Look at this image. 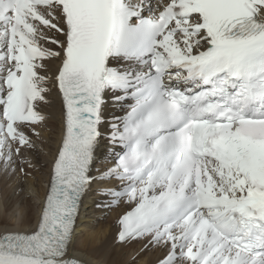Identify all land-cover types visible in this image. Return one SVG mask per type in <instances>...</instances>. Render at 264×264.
<instances>
[{
    "label": "snow or ice",
    "instance_id": "obj_1",
    "mask_svg": "<svg viewBox=\"0 0 264 264\" xmlns=\"http://www.w3.org/2000/svg\"><path fill=\"white\" fill-rule=\"evenodd\" d=\"M50 83L62 147L35 230L0 225V264H87L69 250L103 123L120 151L99 194L131 206L119 242L164 249L158 264H264V0H0L5 171Z\"/></svg>",
    "mask_w": 264,
    "mask_h": 264
},
{
    "label": "bare ground",
    "instance_id": "obj_2",
    "mask_svg": "<svg viewBox=\"0 0 264 264\" xmlns=\"http://www.w3.org/2000/svg\"><path fill=\"white\" fill-rule=\"evenodd\" d=\"M60 38L62 39V37ZM45 46L51 47V45ZM59 63L58 59L47 62L50 76L55 73ZM49 88L51 90L46 94L47 102L40 105V111L46 119L36 128L39 135L33 134L27 128L24 129L25 133L30 136L34 147L23 149L18 157H14V163L7 171L4 170L3 166H0V225L24 232H29L35 228L39 207L50 183L52 166L59 145L63 141L62 136L65 130L62 95L54 84L50 83ZM105 99L103 116L107 121L114 113L121 114L122 112L119 110V105L113 104L110 94H106ZM108 130V123H103L100 126V131L104 134V137L99 141L94 158V160L103 158V164H106V166L103 168H98L96 164L91 166L90 174L95 178L91 185H95L92 188L94 187L97 191L98 188L102 189L103 186L106 188L115 187L112 181L104 184L99 182V173L106 171L108 165L110 168L112 166L111 159L114 150L106 138ZM37 146H40L41 149L37 150ZM43 162L45 163L44 166H40ZM28 165L31 166L28 167ZM22 166L26 171L24 175L19 172ZM29 168L34 169L30 170ZM29 174L35 179L26 176ZM29 190L33 192L34 197L27 199L24 193ZM92 194L90 186L81 199L80 206L82 207L81 210L79 209L80 217L76 218L73 241L69 250L70 255L86 261L87 264H158V261L165 254L164 249L152 246L145 248V240H131L121 243L117 239L118 221L130 205L120 203L119 205L109 206L112 200L111 196L102 197L100 195V199H94ZM32 199L34 200L33 205L30 204ZM85 204H89V209L86 210L89 213L88 219L90 214L93 213V217L96 219L99 215H103L102 212L104 211L108 216L101 221H97L96 224L90 223V220L84 219L86 214L83 216ZM107 207L113 209L108 210ZM82 228L89 230V233L78 235ZM132 257H135V263H126Z\"/></svg>",
    "mask_w": 264,
    "mask_h": 264
},
{
    "label": "rangeland",
    "instance_id": "obj_3",
    "mask_svg": "<svg viewBox=\"0 0 264 264\" xmlns=\"http://www.w3.org/2000/svg\"><path fill=\"white\" fill-rule=\"evenodd\" d=\"M37 148V150H39V149H41V147L40 146H37L36 147ZM104 163V159L102 158H99V159H97L96 161H95V163L94 164H96V166L98 167V168H103V167H105L106 166V164H103ZM44 162L43 163H41L40 164V166H44ZM103 165V166H102ZM31 165H28V167H30ZM30 170H33L34 168H29ZM19 172L20 173H22V175H24L25 173H26V171L24 170V172H21V169L19 170ZM27 177H29V178H32V179H35V178H33V176L32 175H26ZM24 177V176H23ZM95 180V179H94ZM92 186H95V185H91V191H92V195H94V199H100V197L102 196H100V194H99V190H100V188H98L99 190L97 191V189H95L94 187L92 188ZM102 187V186H101ZM105 186H103L102 188H104ZM110 188H112V187H110ZM105 189H106V187H105ZM94 191H96V192H94ZM24 195H25V197L27 198V199H29V198H32V197H34V194H33V192L31 191V190H29L27 193H24ZM23 195V196H24ZM91 195V196H92ZM24 197V198H25ZM96 197V198H95ZM103 197V196H102ZM31 202H30V204L31 205H33V203H34V200L32 199V200H30ZM81 207L82 206H80V210H81ZM89 207V204L87 205V204H85L84 205V210H83V216H85L84 214H86V216L84 217V219L86 218L87 220H90V223H94V224H96L97 223V221H101V220H103V219H105L107 216H108V214H106V212L104 211V212H102V214L103 215H99L96 219H95V217H93V213L92 214H90V218L88 219V208ZM92 207H93V205H92ZM88 208V209H87ZM107 209L108 210H110V209H113L112 207H107ZM87 210V211H86ZM86 212V213H85ZM80 217V214H78V218ZM85 219V220H86ZM89 230H87L86 228H82L81 229V231L78 233V235H86L87 233H89L88 232ZM76 234V233H75ZM135 260H134V258L132 257L131 259H129V260H127L126 261V263H133ZM135 263V262H134ZM135 264H137V263H135Z\"/></svg>",
    "mask_w": 264,
    "mask_h": 264
}]
</instances>
